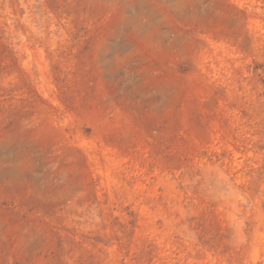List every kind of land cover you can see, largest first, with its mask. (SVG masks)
I'll return each mask as SVG.
<instances>
[{"label":"rangeland","instance_id":"1","mask_svg":"<svg viewBox=\"0 0 264 264\" xmlns=\"http://www.w3.org/2000/svg\"><path fill=\"white\" fill-rule=\"evenodd\" d=\"M0 264H264V0H0Z\"/></svg>","mask_w":264,"mask_h":264}]
</instances>
